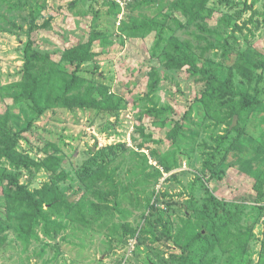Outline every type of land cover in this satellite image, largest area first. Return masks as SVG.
I'll return each mask as SVG.
<instances>
[{"label": "trees", "instance_id": "obj_1", "mask_svg": "<svg viewBox=\"0 0 264 264\" xmlns=\"http://www.w3.org/2000/svg\"><path fill=\"white\" fill-rule=\"evenodd\" d=\"M104 1L110 8L108 14L117 20L128 11L119 26L122 38L145 40L154 35L151 57L157 59L165 71L188 72L198 88L196 98L184 117L170 119L174 108L155 102V94L159 92L163 78L157 68H152L148 73L145 99L135 105L144 101L150 104L139 115L137 132L141 140L134 139L137 149L131 151L139 162L137 172L145 179L124 188L119 195L121 182L116 179L117 171L103 162L93 171L81 174V187L66 190L62 183L70 178L63 169L65 159L60 155V147L55 144L41 147L39 151L44 158L37 160L21 149L20 141L23 134L32 128L34 120L53 109L95 110L101 118H119L128 107L127 99L113 94L104 83L98 84L83 76L84 67L99 62L105 50L114 43L110 36L93 29L87 41L66 49L57 62L50 55L37 52L35 43L28 40L23 51L21 80L0 91V99L10 98L13 102V107H7L0 113V259L17 251L16 242L10 237L11 231L16 232L18 240L28 248L33 241H41L42 237L54 240L71 223L106 227L116 211L124 214L120 206L123 200L130 198L131 189L183 166L180 161L183 149L199 140L202 127L199 121L207 131H211L212 144L203 142L207 151L203 153L204 161L200 173H197V181L222 180L226 176L223 165L238 149L248 148L247 152L242 151L244 159L257 161L261 157L258 149L264 146V54L258 53L251 44L243 48L241 42V35L250 40L249 34L254 37L255 32L264 27V12L255 7L257 0L251 4L217 0L212 6H209L212 0H129L124 10L113 1ZM76 5L77 2L71 6ZM248 13L249 18L240 24ZM217 15V25L210 27V20ZM51 20L44 27H49ZM193 26L205 34L196 35L198 40L207 42L205 47L201 43L195 47L191 41H182L175 35L177 31L189 30ZM210 37L215 40H210ZM98 42L102 52L95 51ZM210 51L215 52L212 58L207 56ZM91 75L99 77L94 71ZM18 109L26 116L28 113L34 115L26 127L20 126L15 111ZM193 116L200 120L196 122ZM147 117L152 119L151 126L162 130L169 127L165 138L159 141L153 133H147L143 124ZM235 117L238 121L232 127ZM109 126L114 128L113 124ZM255 139L259 147L252 150L251 140ZM149 142L161 147L165 142L169 143L175 148V153L165 155L161 147L152 149ZM145 150H149L150 155H146ZM192 151L194 149L191 148L189 153ZM99 152L104 155L107 149ZM151 161L163 169L155 167V173H147L152 167ZM42 171L51 180L41 188L31 190L22 182L24 177L31 180ZM253 188L257 203H264V170L256 177ZM137 193L140 194L139 191ZM144 195L145 209L149 211V215L143 217L145 225L135 230L126 226L125 242L149 237L154 243L162 239L172 240L180 251L170 257L174 264H203L208 254H215L218 249L229 253L228 264H247L246 249L256 239L254 227L257 223L256 220L255 224L249 225L247 205L223 202L210 195L200 208L191 199L185 207L181 226L173 234L170 219L164 217L168 215L166 211L172 209L170 203L161 208L163 201L158 199L152 203V198ZM151 195L156 197L157 192ZM252 209L264 211V207ZM242 220L248 225H242ZM159 228L162 230L158 231ZM261 246L264 256V241ZM216 260L215 255L212 262L209 260L204 264H214Z\"/></svg>", "mask_w": 264, "mask_h": 264}, {"label": "rangeland", "instance_id": "obj_2", "mask_svg": "<svg viewBox=\"0 0 264 264\" xmlns=\"http://www.w3.org/2000/svg\"><path fill=\"white\" fill-rule=\"evenodd\" d=\"M75 1L0 0V91L21 80L24 66L23 51L28 40L31 39L35 43L37 52L50 55L54 61L59 62L62 52L87 41L93 29L110 36L114 45L105 50L99 62L86 65L83 76L89 81L104 83L113 94L125 97L128 101L127 109L121 112L118 119L101 118L95 110L53 109L34 120L32 128L23 134L20 144L22 150L30 153L37 160L44 158V154L39 151L41 147L51 144L60 147V155L65 159L63 169L70 178L62 183V187L66 190L78 189L82 186V173L93 171L96 165H102L103 162L108 163L117 171L116 179L121 182L119 187V195H121L124 188L145 179L137 172L136 165H139V162L131 151L137 149L134 139L141 140L137 132V127L140 125L139 115L150 105L144 101L135 106L139 100L145 99L144 92L149 82L148 73L152 68H157L163 78L161 88L155 94V102L159 105L169 104L174 108L170 119L180 120L184 117L196 98L198 88L188 72L165 71L158 64V60L151 57L154 35L145 40H129L121 37L120 22L128 11L117 20L115 16L108 14L110 8L104 0H81L76 1V6H71L76 3ZM216 1L212 0L209 6L214 5ZM235 1L236 3L247 1L249 4L253 2V0ZM255 7L263 13L264 0H257ZM176 15L180 16L179 13ZM219 15L210 20V27L214 28L217 25ZM249 16L250 13L246 14L239 23L243 24ZM51 18L50 26L44 27ZM34 26L36 28L31 30ZM175 35L182 41H191L195 47L200 43L202 47L207 44L196 38V35L205 34L194 26L189 30L177 31ZM249 35L250 40L241 35L243 48L251 44L263 55L264 27L256 31L254 37ZM211 39L215 40L210 37ZM95 51H103L99 42ZM214 54V51H210L207 56L212 58ZM91 71L99 74V77L98 75L93 77ZM7 107H13L12 99H0V113L6 111ZM15 111L22 128L26 127L29 120H33L32 113L26 116L20 109ZM193 117L196 122L200 120L198 116ZM151 122L152 119L149 117L143 121L147 133H153L154 138L159 141L165 138L169 127L162 130L151 126ZM210 122L208 120V123ZM198 123L202 125L199 140L193 146L183 149V154L180 156L183 166L174 168L164 177L150 178L147 184L131 189L130 198L123 200L120 206V211L124 214L116 211L114 218L106 227L98 224L88 227L71 223L67 230L54 240L48 241L42 237L41 241H33L28 248L18 240L17 233L11 231L10 237L15 240L17 251L1 258L0 264H174L170 257L179 254L180 251L172 240L162 239L154 243L149 237L125 242L126 226L134 230L142 229L145 225L143 217L149 215V211L145 209L144 194L152 198V203L158 199L163 201L161 208L170 203L172 209L167 210L168 215L164 217L170 219L173 234L181 226L185 207L191 199H194L200 208L210 195L223 202L247 205L246 212L250 214L251 220L249 225L255 224L257 220L254 227L256 239L246 249L247 264H264L261 246L264 241V211L252 209V207H264V203H257V194L253 188L256 177L264 170V146L258 149L261 157L257 161L247 160L241 156L242 151H248L247 147L234 151L228 157L226 165L222 167L226 172L222 180L203 179V182H199L196 179L197 173L201 171L203 153L207 151L203 147V142L209 145L212 142L209 137L211 131H207L201 121ZM110 124L114 125L113 129L110 128ZM251 141L252 150L259 147L257 139ZM149 143L152 149L161 147L159 144ZM111 147L114 149L110 150ZM191 148L194 152L189 153ZM103 149H107V152L100 155L99 151ZM161 150L165 155L175 153V148L166 142ZM145 153L150 155L149 150H145ZM190 156L192 157L189 160ZM150 165L152 167L148 168L147 173H155V167L163 169L154 161H151ZM50 180L48 174L42 171L31 180L24 177L22 182L31 190H36ZM154 191L157 192L156 197L151 195ZM241 223L244 226L248 225L245 220ZM161 230L159 228L158 231ZM47 243L48 246L45 247ZM215 255L217 260L214 264H228L229 253L222 252L221 249L216 250L215 254H208L202 263H207L209 260L212 262Z\"/></svg>", "mask_w": 264, "mask_h": 264}, {"label": "built area", "instance_id": "obj_3", "mask_svg": "<svg viewBox=\"0 0 264 264\" xmlns=\"http://www.w3.org/2000/svg\"><path fill=\"white\" fill-rule=\"evenodd\" d=\"M110 1H113L116 4L120 5L122 7V9L124 10V8H125V6L127 4V1H129V0H110ZM134 245H135V243H134Z\"/></svg>", "mask_w": 264, "mask_h": 264}, {"label": "water", "instance_id": "obj_4", "mask_svg": "<svg viewBox=\"0 0 264 264\" xmlns=\"http://www.w3.org/2000/svg\"><path fill=\"white\" fill-rule=\"evenodd\" d=\"M237 121H238V118L235 117V119H234V123H233L232 127H234V126L237 124Z\"/></svg>", "mask_w": 264, "mask_h": 264}]
</instances>
